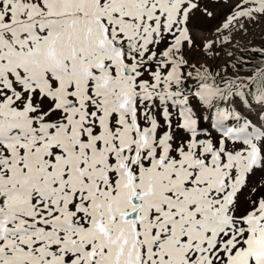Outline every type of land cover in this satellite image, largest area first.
Wrapping results in <instances>:
<instances>
[{
	"label": "snow or ice",
	"instance_id": "6c2138e0",
	"mask_svg": "<svg viewBox=\"0 0 264 264\" xmlns=\"http://www.w3.org/2000/svg\"><path fill=\"white\" fill-rule=\"evenodd\" d=\"M264 0H0V264H264Z\"/></svg>",
	"mask_w": 264,
	"mask_h": 264
},
{
	"label": "rangeland",
	"instance_id": "374dc122",
	"mask_svg": "<svg viewBox=\"0 0 264 264\" xmlns=\"http://www.w3.org/2000/svg\"><path fill=\"white\" fill-rule=\"evenodd\" d=\"M259 245H260L261 249H264V240L259 241Z\"/></svg>",
	"mask_w": 264,
	"mask_h": 264
}]
</instances>
